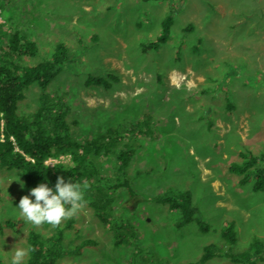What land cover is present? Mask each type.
<instances>
[{
    "label": "rangeland",
    "instance_id": "rangeland-1",
    "mask_svg": "<svg viewBox=\"0 0 264 264\" xmlns=\"http://www.w3.org/2000/svg\"><path fill=\"white\" fill-rule=\"evenodd\" d=\"M170 12L171 39L143 53ZM2 27L37 43L39 54L25 60L29 66L49 60L60 43L70 48L71 61L46 92L66 101L79 140L146 114L155 119L157 135L139 141L127 172L136 196L119 191L114 208L117 220L136 226L138 251L134 245L116 249L112 232L84 205L71 217L65 255L55 264H199L205 246L225 244L221 229L228 222L236 224L235 253L246 251L257 235L264 238V192L252 183L241 186L240 176L229 171L242 151L255 153V116L264 124V78L255 88V68L264 69V0H0ZM109 74L119 78L111 89L86 85L91 76ZM39 98V86H31L19 114L34 112ZM112 165L106 161L104 169ZM184 191L192 192L198 217L213 230L203 233L196 221L177 229L180 212L153 201ZM28 193L18 172L0 171L1 264H9L16 244L27 247L31 232H55L18 215L15 205ZM9 220L23 222L19 232ZM89 239L94 244L78 251ZM206 264L235 263L215 258Z\"/></svg>",
    "mask_w": 264,
    "mask_h": 264
},
{
    "label": "trees",
    "instance_id": "trees-1",
    "mask_svg": "<svg viewBox=\"0 0 264 264\" xmlns=\"http://www.w3.org/2000/svg\"><path fill=\"white\" fill-rule=\"evenodd\" d=\"M173 25L174 15L170 12L162 23L161 34L154 42L142 45V52L146 53L165 45L171 39ZM187 29L192 30V27ZM38 54L37 43L22 31L2 27L0 171L18 172L23 177L24 187L28 191L40 182H48L50 187L54 186L58 176L86 184L85 206L92 209L102 225L112 232L113 246L120 249L125 245H134L137 252L140 245L136 226L130 221L117 220L114 208L119 191L125 189L131 198L136 196L127 172L140 147L139 141L157 135L154 116L146 114L135 121H124L99 137L79 140L71 133L67 120L70 107L66 101L46 92L62 67L71 61V50L66 44L60 43L49 60L36 65L25 64L26 59L35 58ZM118 81L119 78L115 74H109L108 77L91 76L86 85L111 89ZM33 85L40 88L38 108L30 114L21 115L19 103L25 99L28 89ZM226 101L228 109H233L232 103L227 99ZM65 155H70V163L60 162L53 166L46 163L49 158ZM240 157L241 161L233 163L229 171L240 176L241 186L252 183L255 192H263L264 154L256 155L246 149L241 152ZM109 160L113 161V165L110 170H106L105 163ZM153 201L169 206L172 212H180L181 218L175 224L177 229L196 221L203 233L213 230L210 224L198 217L200 211L194 204L191 191L156 197ZM22 223L21 220L7 222L18 232ZM73 224L74 220L71 218L67 219L65 224L62 221L55 227V232L47 236L31 232L27 246H31L32 251L23 264H55L58 258L65 255L66 231ZM221 235L225 244L205 246L199 264H206L215 258H226L235 264H258L264 258V239L259 237H255L249 248L242 253H235L230 249L238 240L234 222H228L221 229ZM92 244L94 241L91 239L85 240L77 250L81 251L83 247ZM225 247L229 249L226 250ZM138 254L135 253L134 256Z\"/></svg>",
    "mask_w": 264,
    "mask_h": 264
},
{
    "label": "clouds",
    "instance_id": "clouds-1",
    "mask_svg": "<svg viewBox=\"0 0 264 264\" xmlns=\"http://www.w3.org/2000/svg\"><path fill=\"white\" fill-rule=\"evenodd\" d=\"M86 188L87 185L82 182L58 176L54 186L40 182L31 188L27 195L19 199L15 208L18 215L33 226L46 224L56 227L82 210L86 203ZM16 245L10 251L9 264H23L25 257L32 251L31 246Z\"/></svg>",
    "mask_w": 264,
    "mask_h": 264
},
{
    "label": "crops",
    "instance_id": "crops-1",
    "mask_svg": "<svg viewBox=\"0 0 264 264\" xmlns=\"http://www.w3.org/2000/svg\"><path fill=\"white\" fill-rule=\"evenodd\" d=\"M261 78H264V69H256L255 68V88L257 91H258V85H260L258 83H261V81H262ZM256 92H255V103L258 102V98L261 97V95H262V91L259 92L258 94ZM226 99L229 100V97H226L225 101H226ZM226 105H227V107H229L227 104V101H226ZM262 117L263 116H258V117L255 116V154L256 155L264 154V153L260 152V150L264 148V124H261L259 121V119ZM250 151H252V150H250ZM257 237L262 238L261 236H258V235H257ZM262 239H264V238H262Z\"/></svg>",
    "mask_w": 264,
    "mask_h": 264
},
{
    "label": "built area",
    "instance_id": "built-area-1",
    "mask_svg": "<svg viewBox=\"0 0 264 264\" xmlns=\"http://www.w3.org/2000/svg\"><path fill=\"white\" fill-rule=\"evenodd\" d=\"M66 157H69L70 159H71V157H70V155H65ZM65 156H61V157H59V158H64ZM59 158H49L47 161H46V163L48 164V165H50V166H53V165H55V164H57V163H60L61 162V160H59ZM69 159V160H70ZM59 160V161H58ZM52 162H55V163H52ZM50 163H52V164H50ZM62 163V162H61Z\"/></svg>",
    "mask_w": 264,
    "mask_h": 264
}]
</instances>
